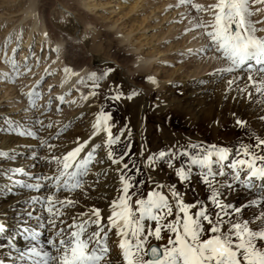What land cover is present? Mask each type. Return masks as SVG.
<instances>
[{
    "label": "snow or ice",
    "instance_id": "snow-or-ice-1",
    "mask_svg": "<svg viewBox=\"0 0 264 264\" xmlns=\"http://www.w3.org/2000/svg\"><path fill=\"white\" fill-rule=\"evenodd\" d=\"M253 5L262 7L254 9ZM177 7L211 16L208 21L197 20L195 25L206 39L204 51H213L227 63V67L218 70L221 73L241 71L248 66L251 87L264 96V27H257L264 25V19H252L264 13V0H216L208 5L179 0ZM252 61L259 66L255 69L259 79L251 74L249 62ZM5 62L12 64L15 76L19 77L15 58ZM24 67L30 71L26 63ZM113 71L110 66L99 76L88 74L92 91L82 98L89 103L97 98L101 80ZM63 72L65 77L79 75L68 67ZM146 79L159 86L154 77ZM233 83L235 80L227 81L229 87ZM138 94L135 90L125 93L123 85H114L103 100L110 108ZM27 95L35 107L31 98L36 93L29 91ZM57 99L64 102V96ZM260 119L264 120V115ZM13 123L7 121L17 135L36 139L40 147H47L49 155L35 158L50 166V174L26 173L23 167H14L10 169L11 177L27 175L28 183L17 182L21 188L39 193L47 186L50 194L32 196L26 201L29 205V210L23 213L26 219L16 224L11 233L7 224L0 222V234H4L0 255L5 257L0 259V264H264V137L250 136L255 145L241 144L236 149V157L231 159L227 147L216 145L205 148L189 144L147 153L141 148L137 165L132 159L135 154L131 132H127L125 139L126 128L114 131L116 123L108 108L100 107L86 137H75L70 150L60 155L56 154L57 146L42 139L37 132L16 130ZM37 123L42 130L52 127L51 122L45 125L44 121L37 120ZM235 124L244 128L247 122L235 119ZM254 147L260 151L255 152ZM5 156L0 151V157ZM97 166H106L115 174L116 195L105 197L107 203L103 208L94 204L72 215L70 221L66 220V210L79 205L76 196L87 198L95 190L86 180ZM194 167L200 170L198 183L207 188L208 194L203 200L187 201L188 191H196L192 187ZM165 168L170 179L174 177L171 183L154 177ZM108 174L101 170L95 182L98 183L100 175ZM257 180L261 182L259 185L254 184ZM147 185L153 187L145 193ZM254 187H259L260 194L239 205L224 198L226 193L251 192ZM61 191L66 193L63 199L58 196ZM37 204L41 206L40 214L36 213ZM249 208L259 209L252 213L251 219L244 216ZM44 231L48 233L46 239ZM20 236L25 241L24 248L17 246Z\"/></svg>",
    "mask_w": 264,
    "mask_h": 264
},
{
    "label": "bare ground",
    "instance_id": "bare-ground-1",
    "mask_svg": "<svg viewBox=\"0 0 264 264\" xmlns=\"http://www.w3.org/2000/svg\"><path fill=\"white\" fill-rule=\"evenodd\" d=\"M62 1L67 2L68 0ZM48 2L49 0H46L44 3L39 4V0L21 1L19 14L15 19V22H18V25L15 28L13 40L11 41L12 49L16 36L21 34L19 38V45H22V56L20 59L25 57L28 47L30 43L33 42L34 38L37 39L36 49L38 50L40 46L45 48V54L48 53L47 46L52 47L51 49H59L58 52H53L48 61L60 56L61 54L63 48L62 39L60 40L54 37L50 38L51 31L49 27L53 25L56 26V22L46 17L43 13ZM166 3L167 1L163 2V4L157 8H159V10L162 9L165 11L167 15L169 12L174 13L175 9L166 5ZM83 4L86 5L88 9H91L92 7L104 5V2L100 1L99 4L94 3V5L90 4L89 2H85ZM256 7L262 6L253 5L254 9ZM7 14L9 15L11 12H8ZM78 15L82 20H84L86 19L88 13L86 11H81ZM202 19L204 21L210 20L206 18ZM252 19L254 21L264 19V13H258L257 15L253 16ZM196 22V20H188L185 21L180 27H176V25L170 26L168 28V33L164 32L163 35L158 38V41H156L157 44H154L153 50H155V52L151 54L138 55L136 61L137 66L142 68L141 75L146 77L152 76L158 81V87L148 82L147 91L151 92L152 97L153 93H155L157 97V100L155 99L152 105L153 108L160 113L159 121L161 124L158 135L155 133L153 127L149 125L147 127L142 126V129L139 132L136 120L133 119L136 116V102H131L129 105L130 108L127 110V127H129V130H135L137 133V137L134 135L131 136L132 147L136 149V147L140 146V150L143 148V150L147 153L163 150L164 146L166 148H170L172 146L186 147L189 144H198L207 148L211 145H216L218 148L227 147L230 150V159L235 158L236 153H231V149L236 146L237 143L241 142V132H243V134L251 133L254 136L258 135L264 137V120L260 119V117L264 115V96L257 94L255 89L251 87L248 81L249 71L246 68L248 66H245L241 71L233 73H221L218 70L227 67V63L223 59L217 58V54L213 51H208L210 52V55L209 57H205L207 55V52L204 51L206 39L200 34L199 29L195 27ZM11 25L12 23H9L7 29ZM22 27H25V30H23ZM257 27H264V25L258 24ZM23 32L25 33L24 35H22ZM45 34H47V36ZM120 34L122 36L119 42L128 43L131 41V33H123L120 31L118 32V35ZM165 36L168 37L166 43L164 42ZM168 42L170 43L168 46H166ZM129 48L131 47L129 46ZM140 49V47L135 48V50ZM169 51H172L175 54H168L167 52ZM37 53L38 52H36V55ZM161 53H163V55L156 59V56ZM180 53L185 58L179 57V55H177ZM172 57H178L179 59L177 61H173ZM59 58H56L54 63L52 62L50 64H53L52 70L56 65L60 74V76L55 77V80L58 82L56 88L52 90L53 95H55V101L53 100V108L57 107L58 103L60 102L57 97L64 96V100L71 98L69 93V90L71 89L70 87H72L74 85V81L79 78V73H81V70L84 67L70 66L69 64L67 65L65 63L59 69L58 64L62 61L61 58ZM170 60L172 61L171 63ZM48 61L42 63V69ZM167 61H169V63H167ZM249 63L251 66L256 65L254 61ZM65 67L73 69L79 75L75 77H65L63 72ZM253 68L254 69L251 74L254 78L259 79L255 72L256 67ZM19 69L21 68L19 67ZM42 69L39 70L38 74L42 73ZM229 80H235V83H233L230 87L227 84V81ZM213 83H215V85ZM240 89H247V91L240 92ZM29 91L35 92V90L34 88H31V86L28 87L25 94L28 99L29 96L27 93ZM248 92H251V96L248 95ZM7 95L12 96L13 92H9ZM18 97H20V95L17 96V98ZM34 97L35 95L32 96L31 99H34ZM40 97V103L43 104V101L47 98V95L42 93ZM82 97L83 96H80V98H78L82 100ZM15 98L16 97L11 98L9 102L13 104L15 101H17V98ZM69 101L71 102H64L63 105L66 106L67 103L74 104L79 100L77 101L71 98ZM83 101L84 99L82 102ZM99 104V98L93 99L90 103L87 101L84 103V110L89 113L90 123L92 122L96 111L99 109ZM43 106L45 105L43 104ZM24 110L26 111L28 109L25 107ZM6 118L5 122L7 124ZM73 118L74 117H71L70 121ZM117 118L118 115H113L114 121ZM235 119H242L246 121V127L241 128L237 126L235 124ZM8 121H12V119L10 118ZM51 121L52 120L46 122V124ZM16 123L18 128H22L19 124V121ZM32 123L33 125L36 124L34 121ZM17 125H15V129ZM68 125L69 120L61 126V130L63 131L66 129ZM6 127H8V124ZM89 130L90 127L88 131L83 133H71L66 135L65 138L67 141L65 140L66 144L65 142L64 144L65 146L67 145V148L65 149L70 150V148L73 146L75 137H86ZM116 130L117 128L114 129V131ZM15 134L16 132L13 130L9 136L4 133V130L0 133V151L6 153L5 157H0V222L7 224L9 233L12 232L16 224L20 223L21 220L26 219V217H24L23 214H20L19 212L23 206H29L26 201H28L32 196L43 197L50 194L47 186L43 187L39 193L30 191L26 188L17 187L19 184L17 182H21L24 178L28 179L27 175L21 174L11 177L10 169L14 167H23L26 173H34L32 170L33 163L29 162V158L24 159L22 155H19L17 158L10 159L8 157V151L25 149L30 153L37 152L39 148V141H35L29 137H21ZM45 134L47 137L50 135L47 133ZM33 144H36L38 147L32 149V146L29 145ZM249 144L254 146L255 140L251 139ZM254 149L258 150L255 147ZM56 150L57 149H55V151ZM189 151H192V149H189ZM134 154L135 155L132 159L137 165H139L140 162H138V155L136 153ZM100 155H103L102 151ZM35 163L40 165V168L44 166L42 171L38 173L43 172L50 174V166L44 161L35 160ZM101 170L108 172L109 176L105 177L100 175L97 183L95 182V177ZM199 171L200 170L198 168H193L192 176L194 177V180L192 187L195 188L196 191L195 193L188 191L185 197L187 201H192V193L195 194L196 198L200 200H203L208 194L207 188L199 185L198 183ZM6 173L8 174L7 176L5 175ZM167 173L168 174H166L165 170L163 169L162 171L154 174V177L167 183L173 182L174 177H171L170 179V173ZM114 175L115 174L106 166H97L95 169H93V174L86 180V183H89L95 190L88 193L87 198L77 195L76 198L79 200V205L75 208L67 209V215L65 216V219L70 221L72 215H75L82 210H87L94 204L103 208L107 203L105 197H114L116 195L115 188L117 183L114 181ZM9 177H11V179H9ZM260 183L261 182L258 180L254 181L255 185H259ZM9 188L12 189L11 192L8 191ZM181 191H183V189H181ZM62 195L64 198L66 193L63 192ZM60 196L61 195H59V198ZM257 196L258 195H250L247 191L239 190L226 193L224 198L231 201L233 204L239 205L247 200L255 199ZM35 208L36 213L40 214L41 206L37 204ZM258 211V208H249L245 211L244 216L251 219L252 213ZM18 217L21 219L18 220ZM32 223L35 224V221H32ZM1 235L2 234H0V236ZM18 239L21 241V243L17 244V246L24 248L25 241L23 240L22 236L18 237ZM4 258L5 257L3 255H0V259Z\"/></svg>",
    "mask_w": 264,
    "mask_h": 264
},
{
    "label": "rangeland",
    "instance_id": "rangeland-1",
    "mask_svg": "<svg viewBox=\"0 0 264 264\" xmlns=\"http://www.w3.org/2000/svg\"><path fill=\"white\" fill-rule=\"evenodd\" d=\"M21 1L23 0H0V18L4 19H0V133L4 130L7 136H9V134L11 135L12 129L6 127L7 124L5 122L6 117L7 121L11 118L12 122H14L13 128L17 125L16 122L19 121L22 128H18L17 125L16 129L37 132L42 139L56 145V154L60 155L66 150L65 148H67V145L65 146L67 141L65 138L66 135L71 133H83L88 131L90 127L89 113L84 110V103H86V101L84 100L82 102L83 99H79L80 96H87L92 91V80L89 79L88 74L96 73L97 76H99L111 66L114 71L109 77L104 78L100 82L101 87L98 90L100 95L97 97L100 99L99 108H108V110L112 111L113 115H118V118L115 119L116 128L117 130L121 127L126 128L124 138L127 139V132L129 131L131 132V136L134 135L137 137L135 130H129V127H127V110L130 108L129 105L131 102H136V116L133 119L136 120L139 132L142 126L147 127L149 125L153 127L155 133L158 135L161 124L159 121L160 113L157 112L152 105L155 99L157 100V97L155 93H153L152 97L151 92L147 91L148 81L146 76L141 75L142 68L137 66L136 59L140 54L144 55L155 52V50H153L154 44H157L156 41H158V38H160L164 32L168 33V28L170 26L176 25V27H180L188 20L197 21L202 18L211 19V16L207 15L208 13H196L194 10L185 7H177L179 0H68L67 2H63L62 0H49L43 13L46 17L56 22V26L53 25L49 27L51 31L50 38L62 39L63 48L60 56L48 61L53 54L52 47L47 46L48 53L46 54L45 48L41 46L37 50L36 38L30 43L23 59H20L22 56V45H19L21 34L16 36L14 46L11 49L13 33L18 25L15 19L19 14ZM45 1L46 0H39V4ZM100 1L104 2V5L92 7L91 9H88V7L83 4L89 2L94 5V3L99 4ZM166 1V5L175 9L174 13L169 12L167 15L165 11L157 8ZM215 2L216 0H194V3L202 5L214 4ZM81 11H86L88 13L84 20L78 15ZM8 12H11V14L8 15ZM9 23H12V25L7 29ZM22 28L25 30V27ZM120 31L123 33H131V41L128 43L119 42L122 36L121 34L118 35ZM24 34L23 32L22 35ZM167 38L166 36L164 37L165 43L167 42ZM169 43L170 42H168L166 46H168ZM129 46L131 48H129ZM139 47L141 48L140 50H135V48ZM36 52H38L37 55ZM167 53L172 55L175 54L172 51ZM180 54L177 55H179V57H184ZM162 55L163 53L158 54L156 59ZM209 55L210 52H207L205 57H209ZM13 57L21 68L19 69V73L21 74H19V77L15 76L12 64L5 62L6 59L10 61ZM26 57L27 60H25ZM59 57L62 60L58 64L59 69L65 63L70 66L84 67L81 73H79V78L74 81V85L72 84L73 86L70 87L71 89L69 90L71 98L79 101L74 104L67 103L65 106L63 105L64 102H71L69 101L71 98L65 99L63 103L59 102L58 106L53 108L55 95H53L52 90L56 88L58 82L55 80V77L60 76V74L57 66L55 65L56 69L54 68L52 70L53 64H50ZM172 59L173 61H177L179 58L172 57ZM45 61L48 62L44 65L43 70L42 63ZM171 62L170 60V63ZM25 63L27 64V69H30V71L25 69ZM167 63H169V61H167ZM251 67L254 69L253 67L257 68L259 66L255 65ZM246 68L248 69V67ZM41 69L42 73L38 74ZM49 73H51V75H49ZM13 79L15 80L14 83L9 82ZM213 84L215 85V83ZM114 85H123V91L125 93H131L135 90L139 94L134 96L132 100L122 99L109 108L108 104L103 100V96L107 94L109 88ZM29 86L34 88L35 92H37L34 99H32L35 107L30 104V100L25 95ZM77 89L80 90L78 91ZM9 92H13V95L8 96L7 94ZM41 92L47 95V98L43 101L45 106L40 103ZM19 95L20 97L17 98ZM13 97H16L17 99H15L17 101L12 104L9 100ZM49 100H51L50 104ZM25 107L28 110L25 111ZM71 117L74 118L70 121ZM37 120L44 121L45 125H47L46 122L52 120V127H45L42 130ZM68 120L69 125L62 131L61 126ZM33 121L36 123L35 125H33ZM163 123L165 124L164 121ZM45 133L50 135L47 137ZM57 133H59V136H57ZM250 136L254 135L251 133L243 134V132H241V142L237 143V145L231 149V153H236V149L241 144H249L251 140ZM34 140L36 141V139ZM29 146H32V149L38 147L36 144ZM166 149L168 148L164 146L163 150ZM253 150L255 152L260 151L254 148ZM132 152L138 155V162H140V146L136 147V149L133 148ZM19 155H22L24 159L29 158V162L33 163V172L38 173L42 171L44 166L40 168V165L35 163V160L40 159H36L35 157L47 156L49 155V150L47 147L39 146L37 152L29 153V151L25 149L8 151V157L10 159L17 158ZM164 170L166 174H168V170L166 168ZM107 176H109V174ZM141 178H143V176ZM21 182L28 183L29 181L27 178H24ZM86 184L90 185L89 183ZM18 185L17 187H20V185ZM152 187L153 185H147L144 188V192L146 193L149 188ZM247 192L250 195H259L261 190L259 187H254L251 192ZM62 194L63 191L58 193V196L61 195V199H63ZM192 197V201L197 199L196 195L193 193ZM27 210H29V206L26 205L23 206L19 212L23 214ZM47 235V231H44L43 238L46 239ZM3 238L4 234L0 236L1 242H3ZM19 241L18 239L16 243H21V241Z\"/></svg>",
    "mask_w": 264,
    "mask_h": 264
}]
</instances>
